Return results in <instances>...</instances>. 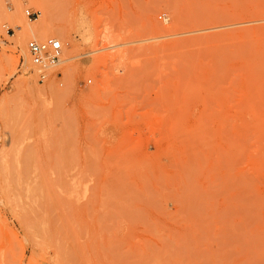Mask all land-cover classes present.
I'll return each instance as SVG.
<instances>
[{"label": "rangeland", "instance_id": "374dc122", "mask_svg": "<svg viewBox=\"0 0 264 264\" xmlns=\"http://www.w3.org/2000/svg\"><path fill=\"white\" fill-rule=\"evenodd\" d=\"M30 1L0 0V264H264V0ZM39 20L63 85L20 68Z\"/></svg>", "mask_w": 264, "mask_h": 264}, {"label": "built area", "instance_id": "2783aa9c", "mask_svg": "<svg viewBox=\"0 0 264 264\" xmlns=\"http://www.w3.org/2000/svg\"><path fill=\"white\" fill-rule=\"evenodd\" d=\"M25 12L30 19L39 16V10H32V7L26 4ZM160 18L167 21V15L162 14ZM28 61L23 58L20 68L24 69L30 66V71L36 75L40 83H45L52 77H56L60 85H63V74L60 71L65 48L62 39L56 36L45 38L31 37L27 42Z\"/></svg>", "mask_w": 264, "mask_h": 264}, {"label": "bare ground", "instance_id": "6f19581e", "mask_svg": "<svg viewBox=\"0 0 264 264\" xmlns=\"http://www.w3.org/2000/svg\"><path fill=\"white\" fill-rule=\"evenodd\" d=\"M31 5H35V4H38V7L43 10V12H45L46 8H47V5L46 4H42V3H37V1L35 0H31L30 1ZM17 13H19L20 16H23V10L21 11H18ZM14 14V16L17 15ZM46 14L48 13L47 11L45 12ZM12 16V15H11ZM12 16V17H14ZM19 16V18H20ZM42 16V15H41ZM46 17V16H45ZM16 18V17H15ZM22 19V18H21ZM44 20V18H42ZM48 21V19H45ZM38 24H37V23ZM36 22H33V24H35L34 27H29V24L27 25V23H23L22 26H21V29L18 27V30H20V32L18 31V33H20V36L21 37H38V38H45V37H48V36H51V35H55V33L53 32V27L54 25L53 24H48V22H40L39 21H36ZM20 23H22V21H20ZM14 24V23H13ZM21 37H18V38H21ZM24 39V38H23ZM18 40V39H17ZM20 40V39H19ZM19 42V41H18ZM22 46V45H21ZM26 47V46H25ZM27 48V47H26ZM24 55H26V57L28 58V51L27 49L24 48ZM72 58H63V61H62V64H68V62L71 60ZM29 70V68H28ZM41 92V91H40Z\"/></svg>", "mask_w": 264, "mask_h": 264}]
</instances>
